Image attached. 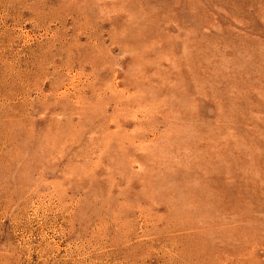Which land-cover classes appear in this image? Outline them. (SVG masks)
Returning a JSON list of instances; mask_svg holds the SVG:
<instances>
[{"label": "rangeland", "instance_id": "rangeland-1", "mask_svg": "<svg viewBox=\"0 0 264 264\" xmlns=\"http://www.w3.org/2000/svg\"><path fill=\"white\" fill-rule=\"evenodd\" d=\"M0 264H264V0H0Z\"/></svg>", "mask_w": 264, "mask_h": 264}]
</instances>
